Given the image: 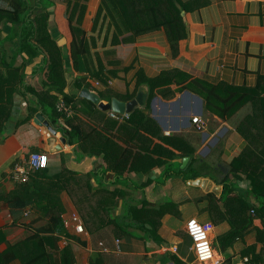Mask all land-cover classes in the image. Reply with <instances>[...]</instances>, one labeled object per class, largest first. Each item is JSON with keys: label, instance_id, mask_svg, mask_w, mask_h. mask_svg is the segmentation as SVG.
I'll use <instances>...</instances> for the list:
<instances>
[{"label": "crops", "instance_id": "crops-1", "mask_svg": "<svg viewBox=\"0 0 264 264\" xmlns=\"http://www.w3.org/2000/svg\"><path fill=\"white\" fill-rule=\"evenodd\" d=\"M45 1L48 3L34 6L32 11L49 12L50 33L56 43L65 48V65L72 73L65 92L72 94L79 91L80 96L81 90L88 88L107 103L113 98L129 101L141 87H147L148 100L152 90L149 80L164 82L154 88L148 104L146 100L144 106L138 107L157 122L158 128L148 126L155 132L154 141L165 137L175 146L162 145L176 153L171 158L163 154L165 148H157L150 153L152 160L145 164L144 169L127 172L128 178L114 182L119 184L110 187L129 191L132 203L144 195L154 204L163 205L165 212L155 235L131 227L129 234L120 236L113 232L112 226L92 233L85 228L84 232L78 233L71 225L68 230L75 235V239L59 236L56 242L50 244L48 251L57 258L56 248L69 244L77 264H91L92 260L96 264H212L197 260L191 249L192 240L185 226L188 219L196 217L213 224L211 241L221 259L219 264H243L245 258L264 263L257 259L261 255L264 259L263 224L247 207L250 203L259 205L264 202V196L257 198L251 193V180L244 168L247 162L264 166V150L261 151L264 140L259 148L252 146L247 162L244 159L235 164L239 170L232 171L235 160L249 154H244L249 145L245 135L247 130L244 131L243 126L240 130L239 126L252 112L251 103L223 119L206 110L201 94L187 86L194 79L234 86L257 84L260 76H264V0H180L184 5L186 36L179 40L175 52L164 30L129 39V33L124 30L111 0ZM82 5L87 8L83 27L90 47L91 65L102 72L105 81L84 71L89 87L78 90L71 81L79 74L83 43L75 28ZM0 7H9L8 2L0 0ZM72 10L75 12L73 19L70 17ZM98 11L101 14L96 20ZM12 27V23H4L0 39L10 33ZM17 44V38L13 39L8 49L10 55ZM41 58L35 57L28 64L25 74V83L37 89L42 87L41 81L46 73L45 68H34ZM16 59L18 63L23 61L20 54ZM29 106L37 110L35 115L21 121L27 116ZM107 112L110 114L109 110ZM37 113L52 124L50 115L43 112L35 95L24 96L21 90L16 92L11 117L5 121L0 134V264H23L17 257L5 259L4 253L48 222L32 207L12 209L1 198L22 182L15 179L12 173L17 162L27 159L31 152L39 151L48 154L46 170L50 175L59 173L63 167L78 172L105 169L101 157L77 156L75 144H70L69 140L63 143L61 137L64 134L58 124H52L57 126L54 135L45 124L36 123L34 118ZM195 115L205 120L204 129L196 128L192 121ZM251 130L253 134L257 131L256 128ZM51 137L62 147L60 150L51 149ZM185 157L188 161L182 167ZM153 160L163 162L149 169ZM98 175L102 176L101 171ZM107 178L110 180L112 176L108 174ZM124 183H129V186ZM141 183L145 186L142 190L139 189ZM263 185L259 184L264 189ZM60 198L65 206L64 220L73 211L78 212L68 192L63 191ZM121 204L122 201L119 207ZM250 216L254 217L252 226L243 231L240 228L242 236L224 244L223 236L231 230L232 223L239 229L238 226L241 227ZM252 246H255L254 251L250 250ZM174 247L177 249L174 250Z\"/></svg>", "mask_w": 264, "mask_h": 264}, {"label": "trees", "instance_id": "trees-1", "mask_svg": "<svg viewBox=\"0 0 264 264\" xmlns=\"http://www.w3.org/2000/svg\"><path fill=\"white\" fill-rule=\"evenodd\" d=\"M6 1L9 7H0V34L4 30V23H12L13 27L10 33L0 39V134L4 130L5 121L11 117L14 95L21 90L24 96L33 94L37 97L43 112L50 115L52 124H58L70 144H75L77 156L101 157L105 169H99L97 172H78L63 167L59 173L50 175L46 168H42L31 171L28 180L16 184L11 192L3 194L1 198L5 199L12 209L30 206L48 220L47 225L38 228L30 237L10 246L4 253V258L17 257L23 264H77L73 248L69 244L61 249L56 248L57 258L54 253L48 251L50 244L56 242L59 236L75 239L62 216L65 210L60 198L63 191L68 192L83 219L85 228L91 233L112 226L113 232L120 236L129 234L131 227L155 235L165 212L163 205L154 204L144 195L132 203L129 191L110 187L119 184L114 182L128 178L127 172L144 169L145 164L152 160L150 153L157 148H165L163 154L173 158L175 151L162 144L172 146L175 144L162 136L161 141H154L155 132L148 126L158 128L157 122L140 107H136L127 117L118 119L100 109L93 101L80 97L79 91L66 93L65 88L72 73L65 65V48L57 44L50 33L49 12L32 11L34 6L45 5L48 2ZM111 2L117 10L124 30L129 33V39L164 30L170 47L175 52L179 40L186 36L184 5L180 0H111ZM74 14L72 10L70 12L72 19ZM86 14L87 8L82 5L77 14L75 28L79 40L83 43L78 63L79 74L73 76L71 81L78 90L84 86L89 87L88 76L83 75L84 71L89 72L91 77L105 81L102 72L91 65L90 47L85 39L86 30L83 27ZM100 14V11L96 12V20ZM15 38L18 40L17 48L10 55L8 49ZM19 54L23 57L20 63L16 59ZM39 56L42 58L34 68H45L46 73L41 81L42 87L37 89L25 83V74L28 64ZM259 79L254 86H234L224 82L208 83L201 79H194L187 85L201 94L206 110L223 119L243 105L251 103L252 112L239 126L240 130L241 126L244 127V131L247 130L245 135L248 137L249 145L244 154H249L235 160L232 164L233 172L239 170L235 166L238 161L244 159L248 161L247 155H250L252 146L259 148L261 141L264 140V76H260ZM163 83L149 80L152 90L147 104L153 97L154 88ZM61 100L72 109L70 115L58 110L57 104ZM27 109L28 114L21 121L31 119L37 111L30 106ZM251 128L257 129L255 134ZM162 162L153 160L148 168ZM248 163L244 168L247 170L246 176L251 180V193L260 198L264 196V189L259 186L264 184V166L260 167L254 162ZM100 171L102 176L98 175ZM108 174L115 180L106 179ZM124 184L129 186V183ZM144 188L141 183L139 189ZM208 198L211 200L210 195ZM247 207L255 212V218L261 219L263 224L261 233L264 235V202L259 205L250 203ZM253 221L254 217L250 216L241 227L238 226L239 229L232 223L231 230L223 236L224 244L242 236L240 228L242 231L249 229ZM147 224L151 228L147 227ZM254 249L255 246L250 248L252 251ZM257 259L264 261L262 255ZM91 264L96 263L92 260Z\"/></svg>", "mask_w": 264, "mask_h": 264}, {"label": "built area", "instance_id": "built-area-1", "mask_svg": "<svg viewBox=\"0 0 264 264\" xmlns=\"http://www.w3.org/2000/svg\"><path fill=\"white\" fill-rule=\"evenodd\" d=\"M57 108L60 111L65 112L67 115L72 113V109L61 100L57 104ZM111 116L118 119H123L129 114H120L112 110L109 111ZM193 123L196 125L198 130H202L206 126L205 120L199 116L195 115L192 117ZM48 154L46 152L33 151L29 154L28 158L17 162L13 167V176L19 181H26L29 178V173L34 170L46 168L48 166ZM253 211V210H252ZM65 225L70 227L73 225L74 229L78 233H82L85 230L84 223L78 212L73 211L68 219L64 220ZM195 223L196 227L193 228L192 224ZM186 232L192 240L191 249L197 260L202 262H210L212 264H219L221 259L215 253L212 241H211V231L213 229V224L209 221H200L196 217H192L187 220L185 226ZM103 245L102 242H100ZM177 247H174L176 250ZM243 264H264L263 262L256 263L251 261L249 258H245Z\"/></svg>", "mask_w": 264, "mask_h": 264}, {"label": "water", "instance_id": "water-1", "mask_svg": "<svg viewBox=\"0 0 264 264\" xmlns=\"http://www.w3.org/2000/svg\"><path fill=\"white\" fill-rule=\"evenodd\" d=\"M147 95H148L147 87H141L137 95L129 101H122L118 98H113L110 102L105 103L100 100L97 93L89 90L88 88H83L80 92V96L90 99L91 101L96 103L100 109L104 111L112 110L120 114H125V113L130 114L136 107L144 106L146 104ZM34 121L39 124H45L48 130L50 131V133L54 135L57 133V128L54 127L49 120L45 119V117L41 113L36 114ZM61 141L63 143H67L68 139L65 135H63L61 137ZM49 142L51 145V149L53 151H58L62 148L60 145L55 143L54 137H51L49 139ZM187 161H188V157H185L183 159L182 167L187 163ZM147 226L150 227V225Z\"/></svg>", "mask_w": 264, "mask_h": 264}, {"label": "clouds", "instance_id": "clouds-1", "mask_svg": "<svg viewBox=\"0 0 264 264\" xmlns=\"http://www.w3.org/2000/svg\"><path fill=\"white\" fill-rule=\"evenodd\" d=\"M192 227H193V228H195V227H196V225H195V223H194V222H193V224H192Z\"/></svg>", "mask_w": 264, "mask_h": 264}]
</instances>
